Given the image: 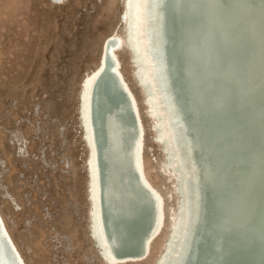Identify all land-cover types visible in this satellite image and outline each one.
<instances>
[{
  "label": "rangeland",
  "instance_id": "obj_1",
  "mask_svg": "<svg viewBox=\"0 0 264 264\" xmlns=\"http://www.w3.org/2000/svg\"><path fill=\"white\" fill-rule=\"evenodd\" d=\"M124 1L0 0V214L25 264H108L90 234L79 95L103 41L120 26ZM125 49L122 73L139 98L146 132V174L167 214L150 256L132 264H157L178 195L161 172L163 154Z\"/></svg>",
  "mask_w": 264,
  "mask_h": 264
},
{
  "label": "bare ground",
  "instance_id": "obj_2",
  "mask_svg": "<svg viewBox=\"0 0 264 264\" xmlns=\"http://www.w3.org/2000/svg\"><path fill=\"white\" fill-rule=\"evenodd\" d=\"M51 1L55 5H60L64 0ZM215 2L214 8L211 5H207L206 9L208 11L204 9V13L205 11L207 12L204 15H208L215 22L214 26H209L206 25L205 21L202 22L193 18L190 13L184 15L181 0H172L170 28L175 40L174 60L176 68L174 76L177 90L181 96V104L189 109L194 129L193 132L202 150L204 153L205 151H209L214 155L213 159H204V166L208 171L209 178L212 175L229 178L230 174L227 168L220 164L224 149L228 144L223 139L226 131L230 128L236 136L243 135L245 137L242 145L244 156H242V160L235 161L238 164L241 161L243 162L242 166L235 167L234 170V173H238L240 178L234 177L236 174L233 173V176L230 175L229 179L232 186L230 188L238 190L242 188V185L244 186L250 182L251 178L247 173L248 169L256 163V160H264V86L260 85L261 82H264V0H215ZM151 8L152 0L124 1V18L123 20L121 18V22L123 21L122 26L125 33L124 35H120L118 28L120 26H118L103 41L98 66L87 73L82 81L79 95V120L83 131V138L86 136V141H84L85 143H89L90 140H87L89 136L87 125L83 126L85 122L81 119V115L84 117L86 115V102L89 100L91 90L101 71V61L103 59L107 61V58L111 55L108 47H104L106 40L109 38L112 40H123L128 49L129 46L138 49L141 55L140 59L142 60L137 59V61H134L133 56L132 59L135 64L137 80L144 92L146 109L153 121L155 140L159 144L163 154L161 172L164 175L166 173L167 178L172 180L174 189L178 195L177 208L169 216L170 230L165 246L157 260V264H163L164 255L170 249L169 242L173 237V233L181 225L178 214L182 198L180 196L182 179L177 172V167L178 165L181 167L186 177L184 187L188 196V205L191 201L189 179L191 178L192 168L189 160L186 159L185 148L180 141L177 128L170 114H168V109H166L159 82L154 76L155 69L153 64L155 59L150 52L149 35L151 25L153 24L150 14ZM193 15L195 14L193 13ZM196 26L200 30V32H197L200 39L202 38L201 40H206L209 37L211 41L208 43L210 45L208 48L212 49L213 47L212 50L220 61L219 70L222 78L218 79L219 82L215 84L218 89L217 95L220 97L226 96L227 103L229 104L230 113L226 117L215 115L216 113L203 103L198 104L197 101L193 102V96L198 90L195 87L194 75L192 76L191 69L196 73L198 72V68L195 63L190 62L182 56L183 49L187 45L180 39L179 35L182 31L196 35ZM123 47L124 45L114 51V55L120 62L118 53ZM143 61L146 63V68ZM119 72L128 85L122 73V68ZM148 85H151L152 89H154L153 94L150 93ZM207 95L208 93H204L202 97L205 98ZM82 97L84 98V107L81 106ZM135 100L144 133L142 153L143 172L146 181L156 192L162 203V228L155 238L156 240L162 234L166 225V200L163 194L151 184L146 174L144 162L146 132L136 97ZM105 102L101 120L104 121V143L109 159L107 167L109 177V218L115 241L121 244L122 249H128L135 247L148 230L150 225V210L147 201L138 190L131 173L130 122L124 114L119 98L110 90H107ZM81 109L83 110L82 113ZM202 113L208 115L210 119L209 124L203 119ZM88 152L87 173H89L88 168L90 167L92 175L94 173L93 150L88 148ZM257 168L261 171V177L256 184L257 190L261 191V209L254 208L255 206L251 204L252 199H248L250 201L248 211L249 213H253L254 211L255 223L253 232L250 233L248 239H243L241 238L242 233L240 228L224 229L221 222L216 223L217 229L209 228L208 230L205 228L204 232L209 233L202 235V239L206 241V244L201 249L202 255L199 264H206V259H209L207 261L208 264H264V242L256 246H251L250 243L251 240L258 239L259 237L264 239V165ZM88 177L90 234L100 257L108 264L138 263H122L118 261L116 255L112 251H108V247L103 243V228L97 208L98 189L94 185V176ZM224 194V191H220L217 188L210 189L209 195L212 199L209 201V213L214 214L217 212L219 205L224 201ZM208 218L210 217L208 216ZM0 221L18 257L25 264L6 229L1 214ZM187 221L188 219L185 222L187 223ZM233 247L238 248V250L233 252ZM232 255L233 258L228 261Z\"/></svg>",
  "mask_w": 264,
  "mask_h": 264
},
{
  "label": "water",
  "instance_id": "obj_3",
  "mask_svg": "<svg viewBox=\"0 0 264 264\" xmlns=\"http://www.w3.org/2000/svg\"><path fill=\"white\" fill-rule=\"evenodd\" d=\"M171 3L172 0H152L150 14L153 24L149 31L150 52L155 59L153 64L155 69L154 76L159 82L160 89L163 92L162 97L166 109H168V114H170L172 121L177 128L180 141L185 148L186 159L189 160L192 168L191 178L189 179V193L192 203L191 201L189 205L187 203L188 196L184 187L186 177L183 174L181 167L178 165L177 172L182 179L180 184V196L182 198L180 200V212L178 215L182 226H178L177 230L173 233V237L169 242L170 249L164 255L162 263L199 264L202 255L201 249H203L206 244V241L202 239V235L205 233V228L208 230L209 228L217 229L215 226L216 223L221 222L224 229L240 228L242 233L241 238L243 239H248L250 233L253 232L255 223L254 211L253 213H249L250 201H248V199H252L251 204L255 206L254 208L259 209L261 207V191L256 188V184L261 177V171L257 167L264 165V160L255 159L256 163L248 169L247 173L250 175V182L244 186L242 185V188L238 190L230 188L232 187L229 180L230 175L235 172V167H240L243 164L242 161L239 162V164L235 163V161L242 160V156H244L242 145L245 137L243 135L236 136L232 129L229 128L223 138L228 144L224 149V154L220 161V164L227 168L228 173L230 174L229 178L218 175L216 177L214 175H212L211 178L208 177V171L204 166V159H213L214 155L209 151H205L204 153L202 150V147L193 132L194 129L190 119L189 109L181 104V96L177 90V83L175 81V40L170 28ZM181 4L184 9V15L190 13L193 18L202 22L205 21L206 25H215V22L208 15H204L207 13L206 11L204 13V9L207 10V5H211V7L214 8L216 4L215 0H181ZM236 8L239 9L238 6H236ZM193 13L195 15H193ZM123 18L124 16H122V20ZM122 22L119 27L120 33L123 30L121 27ZM195 30L197 33L196 35L187 31H182L179 35L180 39L185 45H187V47L183 49L182 56L190 62L195 63L198 68V72L196 73L191 69V74L192 76L194 75L195 87L198 90L196 94L194 93L193 102L195 103L197 101L198 104L203 103L212 109L216 113L215 115L226 117L230 113L229 104L227 103L226 96L223 95L220 97L217 95L218 89L215 84L219 82L218 79L222 78L219 70L220 61L216 53L213 52V47L212 49L208 48L210 47L208 43L211 41L209 37H207L206 40H201L202 38L200 39L199 33L197 32H200V30L198 28ZM225 30L227 31V29ZM123 45L125 46L123 40H112L110 38L106 40L104 47H108L111 55H109L107 61L104 59L101 61V71L93 89L91 90L89 100L86 102V115L85 117L81 115V119L85 122L83 126L87 125L89 135L87 140H90L89 143H85L86 136L84 138L82 136V139L85 140H83V142L85 143V146L87 145L88 148L93 150L94 173L91 175V169L89 167V173H87V176H94V185L98 189L97 208L99 210V216L103 228L102 241L108 247V251H112L116 255L118 261L127 263L141 262L150 256L152 251L151 244L162 228L163 214L162 203L156 192L146 181L143 172L142 153L144 147V133L135 97L138 100L139 106L140 101L138 96L132 90L130 84L127 82V85L123 80L119 72L122 68L121 62L114 55V51L120 49ZM129 50L131 53L125 49L130 57V62L132 61L131 56L134 57V61H137V59L142 60L140 59L141 55L138 49L129 46ZM143 64L146 68V63L144 61ZM136 85L138 87L137 82ZM260 85L264 86V82H261ZM148 89L151 94L154 93V89H152L151 85H148ZM107 90H110L119 98L124 114L130 122L131 173L138 190L147 201L150 210V225L148 230L135 247L128 249H122L121 244L115 241L109 218V177L107 173L109 159L104 143V121L101 120L103 117V107L106 104L105 95ZM139 91L142 96V104L144 105L143 94L140 89ZM204 93H208L205 98L202 97V94ZM81 106L84 107L83 97ZM82 112L83 110L81 109V113ZM202 117L205 122L209 124L210 119L208 115L203 114ZM88 153L87 149V155ZM234 174H236L234 177L237 179L240 178L238 173ZM211 188H217L220 191L225 192L224 201L219 205L217 212L214 214L209 213V201L212 199L209 195ZM208 216L210 218H208ZM186 219H188L187 223L185 222ZM261 242H264V239L260 237L250 241L251 246L259 245ZM233 248V252L238 250L236 247ZM231 258H233V255L229 257L228 261ZM208 260L209 259H206V264H208ZM0 264H23L10 239L5 234L1 221Z\"/></svg>",
  "mask_w": 264,
  "mask_h": 264
}]
</instances>
